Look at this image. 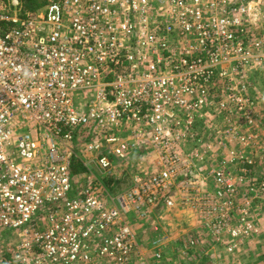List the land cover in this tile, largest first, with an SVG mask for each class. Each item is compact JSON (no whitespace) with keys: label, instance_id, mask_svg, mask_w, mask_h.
<instances>
[{"label":"built area","instance_id":"1","mask_svg":"<svg viewBox=\"0 0 264 264\" xmlns=\"http://www.w3.org/2000/svg\"><path fill=\"white\" fill-rule=\"evenodd\" d=\"M262 32L264 0H0V264L162 259L137 255L131 213L181 208L218 235L258 232L250 204L226 197L238 172L185 144L245 140Z\"/></svg>","mask_w":264,"mask_h":264},{"label":"rangeland","instance_id":"2","mask_svg":"<svg viewBox=\"0 0 264 264\" xmlns=\"http://www.w3.org/2000/svg\"><path fill=\"white\" fill-rule=\"evenodd\" d=\"M262 34L264 35V32ZM261 54H264V49L261 50ZM246 65L245 71L250 79L245 83L248 85L246 90L253 102L252 107L257 108L258 116L253 123L243 120L244 127H239V130L246 136L245 140L241 144L225 146L193 143L187 146V152L203 154L205 156L203 161L211 158L210 161L207 160V163L211 164L210 166L221 167L224 165L232 172H238V180L235 183L237 191L234 194H226V197L232 199L235 204H250L248 218L258 224V232L248 236L241 235L238 238L218 235L208 227L200 213L179 208L181 211L192 213L191 215L188 213V216L189 219H197L195 220L196 225L192 230L186 232L184 237L186 242L181 249L183 251L168 253L169 255L155 260L152 264H264V227L261 226L264 221V190L261 189L264 184V63ZM231 123L235 124L234 121ZM214 131L202 129L199 132H202L205 138H213ZM209 155H213V157L208 158ZM128 163L125 162V164ZM139 164L148 165L149 160L140 161ZM84 168L86 167L77 163L76 173H85ZM209 171L205 170L207 176H209ZM76 175L78 181L83 177V174ZM125 186L126 184H124ZM171 210L173 209L164 212L168 214ZM232 223L235 226L239 225L237 214L233 213ZM132 226L134 227L133 224ZM166 230L167 234L171 232L169 229ZM191 238L198 240L199 243L190 246Z\"/></svg>","mask_w":264,"mask_h":264},{"label":"crops","instance_id":"3","mask_svg":"<svg viewBox=\"0 0 264 264\" xmlns=\"http://www.w3.org/2000/svg\"><path fill=\"white\" fill-rule=\"evenodd\" d=\"M215 138L218 140L217 136H215ZM188 145H191V142L185 144V150L187 149ZM82 159L85 160L86 158L82 157ZM194 161L198 163L196 159ZM77 163L79 164V162H74V165ZM199 163H201V161ZM204 164H208L207 161H204ZM88 165L96 172L98 178H102V174L97 171L93 164L90 163ZM120 168L121 167H117L114 174V176H117V178L120 177H118V174L120 175V171L122 170ZM86 169L87 168H84L83 171L85 172ZM112 180H116V178H113ZM119 180L122 179L120 178ZM122 189H124L123 185ZM122 189L120 187V191H122ZM114 192L116 193V191ZM166 212H155L150 217L152 219L142 220L137 219L134 213L129 214V220L134 225L133 228L138 241L137 255L143 254L145 256L152 257V253L160 251L162 252L164 258L166 255H169L168 253H178L179 251H183L181 249L184 242H186V238H184L186 232L194 228L196 225L195 220L197 219H189L188 213L190 215L192 213L181 211L179 208L171 210V212L168 214H166ZM166 229H169L171 232H168L167 234ZM155 240H160V246L154 244Z\"/></svg>","mask_w":264,"mask_h":264},{"label":"trees","instance_id":"4","mask_svg":"<svg viewBox=\"0 0 264 264\" xmlns=\"http://www.w3.org/2000/svg\"><path fill=\"white\" fill-rule=\"evenodd\" d=\"M73 171H74V173H76V165H74V170Z\"/></svg>","mask_w":264,"mask_h":264}]
</instances>
